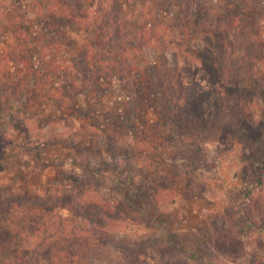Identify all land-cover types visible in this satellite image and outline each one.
<instances>
[{
  "label": "rangeland",
  "instance_id": "rangeland-1",
  "mask_svg": "<svg viewBox=\"0 0 264 264\" xmlns=\"http://www.w3.org/2000/svg\"><path fill=\"white\" fill-rule=\"evenodd\" d=\"M32 10L30 0H0V226L18 235L16 241H0V261L42 263L37 249L49 236L30 234L37 219L28 224L25 209H9L6 195L51 200L66 194L110 203L151 179L161 185L155 207L144 205L143 212L122 206L134 219L104 222L111 236L124 241L118 246L132 249L135 264H161L166 259L165 264H264V64L236 65L238 82L226 84L225 77L214 72L216 82L190 53L173 52L171 62L185 60V75L195 80L186 87L195 96V111L215 120L213 126L196 134L197 140L181 138L162 121L159 131L157 110L152 109L131 119L132 130L123 121L119 129L108 120L123 114L125 97L116 82L92 110L68 99L60 108L61 98H44L40 54L31 49L40 36L38 22L28 18ZM156 58L151 47L136 54L134 62ZM79 91L71 94L77 97ZM225 99L229 103L223 105ZM72 108L82 110L81 121L73 118ZM146 135L156 136L149 147L141 145ZM54 215L47 217L51 240L61 223L66 234L88 225L60 206ZM156 216L160 228L152 224ZM168 233L176 235L173 244L165 242ZM109 241L104 238V243L87 247L75 261L128 260L130 255Z\"/></svg>",
  "mask_w": 264,
  "mask_h": 264
},
{
  "label": "trees",
  "instance_id": "trees-1",
  "mask_svg": "<svg viewBox=\"0 0 264 264\" xmlns=\"http://www.w3.org/2000/svg\"><path fill=\"white\" fill-rule=\"evenodd\" d=\"M30 7L33 10L28 18L32 16L33 21L38 22L40 31L36 38L38 47L35 41L31 49L40 54L37 64L44 98H61L60 108L68 99L74 100L78 108L84 105L92 110L116 82L125 97L121 102L123 114H114L115 119L108 120H114L112 126L119 129L123 121L125 126L129 125L128 130H132L131 119L138 115L143 117L152 109L157 110L159 131L163 129L159 126L162 121L181 138L197 140L199 132L213 126L215 120H207L195 111V96L186 92L187 85L193 81L195 84V80L185 75V60L171 62L173 52L190 53L195 62L204 63L216 82L214 72L225 77L226 84L238 82L236 65L243 67L248 61L251 67L260 68L264 64V0H30ZM151 47L156 51V60L136 64L135 55H143L145 49ZM31 59H26L30 67L27 75L31 74ZM74 89L80 90L77 97L71 94ZM228 103V99L223 101V105ZM71 110L76 112L73 118L81 121L82 110ZM85 112L89 110L86 108ZM155 139V135H146L141 145L149 147ZM159 187L158 181L146 179V183L137 185L133 193L110 203L66 194L55 195L51 200L30 195L34 200L15 199L10 195L4 199L9 209L18 206L25 209L28 224L37 219L38 225L29 228L30 234H49L37 249L42 263L35 264H79L75 259L82 258L87 247L104 243V238L117 246L123 244L121 237L115 239L108 233V223L104 222L134 219L126 210L123 213L122 206L143 212L144 205L155 207L160 201ZM246 202L251 204L249 198ZM57 206L82 217L88 225L74 227L66 234L68 231L61 223L57 226L59 229L53 231L55 238L49 239L52 229L47 225V217H55ZM154 220L152 224L160 228L159 217ZM42 227L43 232L40 231ZM175 236L168 233L163 237L165 242L173 244ZM17 237L15 231L2 230L0 226L1 242L16 241ZM122 249L130 257L119 264H135L132 249ZM5 260L0 264H18ZM165 263L167 259L161 264Z\"/></svg>",
  "mask_w": 264,
  "mask_h": 264
}]
</instances>
